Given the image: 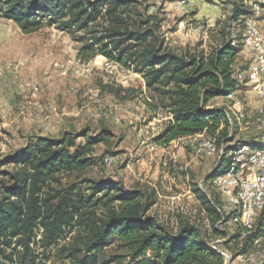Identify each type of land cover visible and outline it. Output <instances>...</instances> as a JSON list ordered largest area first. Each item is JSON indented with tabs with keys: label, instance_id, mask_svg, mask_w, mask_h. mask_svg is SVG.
<instances>
[{
	"label": "trees",
	"instance_id": "trees-1",
	"mask_svg": "<svg viewBox=\"0 0 264 264\" xmlns=\"http://www.w3.org/2000/svg\"><path fill=\"white\" fill-rule=\"evenodd\" d=\"M248 1L231 0L229 21L243 22V31L254 14ZM0 19L25 35L55 27L80 44V63L100 57L141 75L146 89L166 100L170 115L154 139L156 145L200 134L218 146L232 142L226 111L207 108L214 98H225L241 87L234 65L242 35L232 36L227 27L217 33V46L208 54L184 55L166 49L160 20L148 14L145 0H0ZM108 136L33 137L0 160L2 166L15 167L12 173H0L7 179L0 181V264H46L51 259V264H224V256L211 249L196 227L181 223L174 233L148 217L154 201L141 192L94 181H88L87 193L73 185L51 189L60 175L90 169L94 146L108 145ZM235 148L222 149L208 181L229 169L230 157L227 161L225 156ZM198 197L213 236L225 246L232 244L238 255L251 252L264 236V216L243 239L241 227L227 235L216 224L237 218V213L224 216L217 209V196L213 203L205 194ZM68 234V242L61 244ZM111 246L115 254L107 259L105 250Z\"/></svg>",
	"mask_w": 264,
	"mask_h": 264
},
{
	"label": "rangeland",
	"instance_id": "rangeland-1",
	"mask_svg": "<svg viewBox=\"0 0 264 264\" xmlns=\"http://www.w3.org/2000/svg\"><path fill=\"white\" fill-rule=\"evenodd\" d=\"M181 1L145 0L148 14L160 20L159 34L165 40L166 49L178 54H208L217 46V33L223 27L234 37L244 32L242 39L248 28L255 27L245 24L243 31V22L229 21L231 0L198 1L187 13L176 10ZM251 9L254 14L250 18L257 23L264 20V14ZM200 12L203 16L195 18ZM259 27L262 31L255 28L264 36V26ZM79 47L80 44L55 27L25 35L12 22L0 19V160L14 155L33 137L60 139L65 133L94 137L107 132L109 144L93 148L91 156L95 164L80 175H60L59 182L51 184V189L73 185L87 193L88 181H94L107 187L117 186L128 193L141 192L154 201L146 214L148 217L174 233L181 223L196 227L210 247L226 255L225 264H264V236L248 253L254 261H247L235 252L232 244L225 246L221 238L213 236L198 197L200 193L205 194L213 203L217 196V209L224 216L229 215L222 211L227 199L208 181L221 160L222 149L237 146L225 156L227 161L230 157L231 165L236 149L237 153L244 150L248 153L264 147V104L253 115L245 114L244 91L251 90L252 85L248 84L249 88L244 85L231 93V99L214 98L209 103L227 111L231 143L218 146L214 139L200 134L167 146L156 145L154 139L170 119L164 107L166 100L146 89L142 76L131 70L117 68L110 72L104 65L106 60L100 57L80 63L76 58ZM239 58L236 65L245 70L247 65L241 64ZM252 64L250 61L244 78H248ZM50 73L57 78V93L61 97L52 104L51 100H44L48 91L42 83ZM13 171L12 164L0 165V173ZM1 180L7 179L0 174ZM216 227L232 235L239 226L218 223ZM70 236L66 235L61 244L68 242ZM105 253L107 259L115 254L114 246Z\"/></svg>",
	"mask_w": 264,
	"mask_h": 264
},
{
	"label": "built area",
	"instance_id": "built-area-1",
	"mask_svg": "<svg viewBox=\"0 0 264 264\" xmlns=\"http://www.w3.org/2000/svg\"><path fill=\"white\" fill-rule=\"evenodd\" d=\"M193 5V2L186 1V3L177 6L176 10L181 13H187ZM247 40L249 41V49L246 53L255 63V73L251 90L261 102L259 107L261 109L264 92V52L261 48L262 39L257 36H250V39ZM104 65L110 72L117 68L122 70L121 66L115 65L113 62L107 60ZM54 66H57V63H55ZM27 85H34L35 87L37 83H28ZM239 174L243 192H246V199H244V201L247 226H250L254 230V225L258 216L264 213V154L250 157V164H246V168L242 169ZM219 184L230 189V179H223ZM224 257H226V255H224Z\"/></svg>",
	"mask_w": 264,
	"mask_h": 264
},
{
	"label": "bare ground",
	"instance_id": "bare-ground-1",
	"mask_svg": "<svg viewBox=\"0 0 264 264\" xmlns=\"http://www.w3.org/2000/svg\"><path fill=\"white\" fill-rule=\"evenodd\" d=\"M186 1L188 0H182L181 4L186 3ZM259 32L260 31L255 27H250L247 29V32L242 39V46L246 52H248V49H249V41L247 39H250V36H257L262 39L261 48L264 52V36L261 35ZM247 56H248V59L251 62H253L252 66L250 67L248 78L246 80V78L243 77V74L239 73L237 76V81H238L237 83L239 84L250 83L251 85H253V79H254V73H255V63L248 54ZM227 97L228 99H231L233 97V94H230ZM263 98H264V92H263ZM210 146L211 144L207 145V147H210ZM263 146H264V143H263ZM262 154H264V147L258 150H255V151H251V152L248 151V153L245 150L239 153H237V151L233 152L232 157H231V165L229 169L224 174L216 176L212 180L214 187H216V189L221 193V195L227 199V204L222 206V211L223 210L226 211L227 212L226 214H231L235 212L238 215L237 218L231 219L226 223H228L229 225H232L233 223H237L239 227L247 231L246 233L240 236V239H243L248 233H250L252 228L250 226H247V217H245L246 207H245V201H244V199H246V192H243L242 185L240 183L239 172L242 169L246 168V164H250V157L261 156ZM223 179H230V189L226 188L224 185L219 184V182H221ZM261 216H264V213ZM258 241H256L254 245H256ZM211 249L219 252L218 250L214 248V246H211ZM221 254L223 255L224 253H221ZM241 257L245 258L249 262L254 261L252 254L247 253L245 255H242Z\"/></svg>",
	"mask_w": 264,
	"mask_h": 264
},
{
	"label": "crops",
	"instance_id": "crops-1",
	"mask_svg": "<svg viewBox=\"0 0 264 264\" xmlns=\"http://www.w3.org/2000/svg\"><path fill=\"white\" fill-rule=\"evenodd\" d=\"M198 1L201 2L202 0H191V2H193L194 4H197V5L199 4ZM249 5L252 6V8H253V10H255V12H261L259 14H264V9H263L264 8V0L263 1H260V0H251V2L249 3ZM199 16H203V13L200 12V13L196 14L195 15V18H198ZM245 24L246 25L253 24V26H255V27H257V28L260 29L259 25L260 26H264V20L259 21L257 23L254 18H249ZM243 34H244V32H243ZM243 34H242V36H243ZM238 58H239V60L241 59V64L246 63V65H247L246 69H248V66H249L248 56H247L246 51L243 48H242V50H241ZM238 58H237L236 64L238 62ZM236 64L234 65V71H235V76L237 78V73H243V75H244L246 69L245 70H241ZM50 74L51 75H49V77H47L46 80H43L42 83L43 84H46V86H47L46 88H47V91H48L45 94V97L47 99H44V100L47 101V102H48V100H51V102H49V103L52 104V101H54V99L55 100H59L61 97H58V94L59 93H57V92H59V83L57 82V78L54 77V75H52L53 73H50ZM244 76H246V74ZM58 80H61V79H58ZM62 80L67 81L66 78H63ZM62 80L60 82L63 83ZM248 84H250V83H248ZM248 84L244 83L243 85H241V87L244 86V85L246 87H248ZM241 87H240V90L242 89ZM65 93H67V92L65 91ZM244 94H245L244 96L246 98L245 99V102H246V104H245V114L246 115H253L256 112V110L258 109V107L260 106V101L258 100V98L256 97V95L254 94V92L252 90H246V91H244ZM219 99H221V98H219ZM30 100H33V99H30ZM41 101H42V99H41ZM262 104H264V100L262 101ZM207 108L208 109H219V108L213 107V105H210V104H208ZM226 113H227V111H226ZM33 117H34V115H33Z\"/></svg>",
	"mask_w": 264,
	"mask_h": 264
}]
</instances>
